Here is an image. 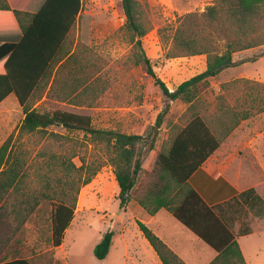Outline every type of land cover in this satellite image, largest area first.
Segmentation results:
<instances>
[{"label":"trees","instance_id":"16d2710c","mask_svg":"<svg viewBox=\"0 0 264 264\" xmlns=\"http://www.w3.org/2000/svg\"><path fill=\"white\" fill-rule=\"evenodd\" d=\"M7 4L0 6V29L16 20L22 36L16 43L0 42V103L11 94L16 97L24 115L19 134L46 141L52 139L68 147L61 154L44 153L41 162H31L21 150L18 154L12 153L11 136L0 147V264H36L23 252L24 226L42 217L45 203L50 208L48 244L52 249L60 246L73 219L81 188L106 165L112 167L121 208L134 200L148 215L166 209L203 238L188 221L194 211L205 208L188 180L250 112L240 113L219 106L218 114L209 121L192 113L183 126L174 128L166 145L156 153L151 168L143 170L148 151L153 149V145L147 149L150 134L95 128L87 115L56 108H33L35 100L41 99L45 92L50 100L77 106L83 103L89 106L96 98L95 81L90 82V67L73 52L70 40L82 10V0H45L33 15L13 11ZM119 5L125 19L122 29L133 43L135 64L154 80L165 98L186 103L191 111L210 79L242 63L233 60L234 53L258 45L255 36L264 27V0H213L202 14H184L177 17L175 27L159 28L161 40L168 44L165 59L206 56L203 72L170 91L156 76L142 48V38L149 29L144 26L138 0H119ZM23 15L29 17L27 25L22 23ZM228 86L226 83L222 87ZM159 124L160 118L156 126ZM51 129H60L66 134ZM78 134H82L83 140L76 137ZM33 165L37 169L34 178L29 173ZM43 170L46 173L41 174ZM206 210L228 235L217 244L208 242L217 252L209 264H246L233 228L248 212L263 217L264 197L250 188ZM137 224L162 264H185L144 224ZM249 233L250 228L246 227L237 236ZM113 235L112 230L105 232L95 246L97 260L107 256Z\"/></svg>","mask_w":264,"mask_h":264},{"label":"rangeland","instance_id":"374dc122","mask_svg":"<svg viewBox=\"0 0 264 264\" xmlns=\"http://www.w3.org/2000/svg\"><path fill=\"white\" fill-rule=\"evenodd\" d=\"M212 1L138 0V10L144 26L149 29L142 38V48L150 59L156 76L169 90L173 91L182 82L203 72L206 56L165 59L168 44L161 40L158 29L175 27L178 16L188 13L202 14L205 7ZM124 20L119 0H82V10L70 40H72L73 52H76L79 59L90 67V82L92 84L95 81L93 91L96 98L91 100L89 106L84 103L77 106L50 100L45 92L41 99L35 100L33 108H56L87 115L95 128L144 136L150 134L151 137L157 127L156 122L160 118L153 149L148 151L145 166L148 163L152 166L156 153L166 145L171 133L175 131L174 128L183 126L192 113H198L209 121L218 114L219 106L240 113L244 111L235 106L240 98L233 95L234 91L262 92L263 102H259L260 97L253 98L246 111L253 115L251 120L253 126L264 123V113L255 117L259 113L258 110L264 108V84L260 85L252 81L243 83L235 80L226 82L229 86L224 89L222 86L226 83L220 84L219 80L234 77L240 73L264 80V57H259L261 53H264V27L255 36L258 45L241 55H249L255 60L242 62L236 65L238 66L236 68L223 71L219 78L217 76L210 79L207 87L201 91L198 101L195 102V109L191 111L188 104L165 98L155 86L154 80L141 66L135 64L132 57L133 43L130 36L122 29ZM3 108L9 112L0 113V123L5 127L2 130L9 133L7 138L12 137L11 143L14 145L12 153L18 154L21 150L26 153V159L31 162H41L44 153L49 155L67 152L65 151L67 145H61L52 139L46 141L42 138L19 134L18 126L23 119V114L14 95L8 97L1 105V109ZM51 131L66 134L60 129H51ZM69 135L73 136V134ZM76 137L83 140L82 134ZM74 162L78 164L76 158ZM36 171V166L33 165V169L29 172L32 178ZM44 173H46L45 170L41 172V174ZM113 178L112 167L106 165L86 187L81 188L82 203L86 207L74 215L64 236L63 249L59 251V256L66 259V264H121L123 238L128 245L130 259L133 247L149 250L150 247L142 233L132 221L128 220V214H125L120 207ZM34 185H36L35 179L32 181V186ZM47 207L45 203L41 218H35L34 222H27L24 226L23 252L27 257H30L31 252H46V255L53 253V249L48 244L47 216L50 208ZM117 215L121 216L122 224L126 228L123 238L121 234L123 225L106 220V218L115 220ZM246 227H249L252 233L238 238L245 260L248 264H264V218L255 219L248 212L244 219L236 222L233 232L237 235L239 230ZM109 230L115 234L111 253L106 260H97L94 256V248L103 234Z\"/></svg>","mask_w":264,"mask_h":264},{"label":"crops","instance_id":"0c3cea01","mask_svg":"<svg viewBox=\"0 0 264 264\" xmlns=\"http://www.w3.org/2000/svg\"><path fill=\"white\" fill-rule=\"evenodd\" d=\"M44 2L45 0H8L7 4L6 0H0V6H5L7 4L13 11L33 15L39 11ZM28 15L21 16L23 25H27L30 22ZM21 36L22 30L16 20H11L7 23L6 27L0 29V42L16 43L20 40ZM246 52L247 50L234 53L233 60L235 62L242 61L244 63L254 61L255 59L249 55L241 56ZM203 66L206 68V62L203 63ZM236 67L238 66L231 68ZM222 72L219 73L218 78ZM242 79L256 82L260 85L264 84L263 79L244 73L219 80L220 84H222ZM233 95L240 98V100L236 102L235 106L238 109H241V111L244 110L241 113L245 112L247 107L251 105L253 98L260 97L259 102H263V94L258 91L238 90L234 91ZM7 98L0 103V113L9 112L7 109H1V105L7 100ZM263 113L264 110L257 113L255 117L261 116ZM252 118L253 115H250L247 119L241 120L232 133L220 143L216 151L189 178V185L195 191L200 202L206 209H210L213 206L227 202L250 188H255L256 191L264 197V123L253 126L251 122ZM4 128L5 127H3L0 123V147L7 140V136L9 135V133L7 134L2 130ZM253 136L257 138H254ZM260 156L263 157L261 158ZM147 159L148 156L143 162V170H149L151 167L149 163L145 166ZM113 183L114 186L117 187V192L115 194L118 195L119 188L115 178H113ZM81 194L82 192L79 194L74 215L86 207L82 203ZM205 208H200L197 212L194 211L192 216L188 218L190 225L199 230L204 239L199 237L190 227L176 219L166 209H160L154 215H148L137 202L130 200L125 207L122 208V210L125 214H128V220L132 221L138 229L139 227L137 222L144 224L185 264H209L217 255V252L216 249L208 242L210 241L217 244L220 239H224V237L226 238L228 235L220 226L219 221ZM253 217L255 219L264 218V216L258 217L254 215ZM106 220L112 221L113 224L123 225L121 231L123 238L126 228L125 225L122 224L121 216H115V220H111L109 218H106ZM72 221L70 222L68 228L70 227ZM68 228L65 230L64 236ZM251 233L252 230H250L249 234ZM244 236L235 235V239L245 260L243 249L238 239L239 237ZM113 238L109 252L104 258L105 260L110 255L111 249L114 245ZM122 243L123 250L121 252L122 256H120L123 260L121 264H162L155 251L149 245L148 241L147 243L150 247L149 250H140L138 247H133L131 259L129 256L128 245L124 238ZM62 249L63 242L60 246L53 248V253L51 255H46V252H31L30 258H33V261L36 264H54L55 262L59 264H66V259L59 256V251H62ZM51 259H53V262ZM246 264L248 263L246 262Z\"/></svg>","mask_w":264,"mask_h":264},{"label":"water","instance_id":"95a60500","mask_svg":"<svg viewBox=\"0 0 264 264\" xmlns=\"http://www.w3.org/2000/svg\"><path fill=\"white\" fill-rule=\"evenodd\" d=\"M259 57H264V53H261V54L259 55ZM157 130H158V128L156 127V128L154 129V131H153L152 137H151V139H150V143L148 144V147H147L148 150L151 148V146H152L153 143L155 142V138H156V136H157Z\"/></svg>","mask_w":264,"mask_h":264}]
</instances>
